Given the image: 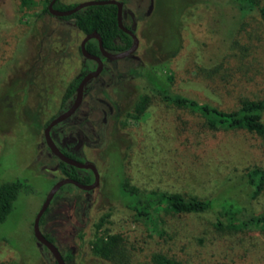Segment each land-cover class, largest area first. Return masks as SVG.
<instances>
[{
	"label": "rangeland",
	"instance_id": "374dc122",
	"mask_svg": "<svg viewBox=\"0 0 264 264\" xmlns=\"http://www.w3.org/2000/svg\"><path fill=\"white\" fill-rule=\"evenodd\" d=\"M86 1L96 0H59L67 6ZM116 1L124 3L126 24L136 26L138 49L130 58L105 61L80 108L53 132L60 148L62 141L82 148L84 157L77 150L65 152L98 167L100 185L92 191L63 186L40 230L64 257L72 254L67 264H106L91 252L95 238L106 233L120 234L132 244V264H147L155 255L178 262L183 260V250L203 252L211 263L219 261L231 238L217 231L211 212L177 214L159 207L153 210L151 223L122 207L119 181L124 179L140 191L217 196L231 175L242 176L250 167L264 172L259 142L244 133H231L199 163L189 166L174 156L177 136L160 119L161 103L152 104L140 121L123 118L118 123L115 118L143 92L146 83L131 76L140 68L170 92L224 104L225 98L217 97L211 81L224 74L252 77L254 71L244 61L249 52L224 34L225 17L214 16L219 7L224 9L217 0ZM46 7V0L25 4L0 0V183L19 180L26 186L0 224V264H56L33 234L46 195L64 178L58 159L45 145L44 129L62 109L65 91L80 73V43L85 34L71 25L73 19L63 22L44 13ZM256 33L264 37V29ZM178 38L179 52L169 59L167 54L176 48ZM118 124L125 126L124 133L118 131ZM129 144L132 147L124 151ZM232 196L264 214V188L254 200L239 190ZM248 230L252 264L264 262V230Z\"/></svg>",
	"mask_w": 264,
	"mask_h": 264
},
{
	"label": "trees",
	"instance_id": "16d2710c",
	"mask_svg": "<svg viewBox=\"0 0 264 264\" xmlns=\"http://www.w3.org/2000/svg\"><path fill=\"white\" fill-rule=\"evenodd\" d=\"M50 0H46V4ZM23 4L26 0H22ZM216 11L225 17L224 34L234 41L245 52H249L244 61L253 71L252 77L239 79L234 75H219L211 82L216 84L215 93L225 103L200 102L187 98L181 94L170 92L165 86L145 72L143 68L131 73L132 77L140 78L146 86L133 100V104L124 114L116 116V121L130 119L140 121L154 103H161L164 108L160 110V119L163 123L172 126L176 133V143L172 145L175 158L179 162L187 161L189 166H195L210 151L217 148L224 138L231 133H244L259 142L264 151V37L256 33L264 29V3L261 0H217ZM74 6L63 5L56 1L54 8L58 10L71 9ZM184 9H182V12ZM44 13L49 14L47 7ZM125 7L123 8L124 25L136 35L134 23H125ZM215 13V14H217ZM63 22L69 19L73 27L84 34L96 31L102 39L103 48L110 53H117L128 49L132 38L119 29L117 25V8L114 5L89 6L81 9L69 17L60 18ZM220 19V18H219ZM221 20V19H220ZM179 23L180 27L182 24ZM223 22V21H221ZM230 22V23H229ZM260 25L255 29V25ZM255 30V32H254ZM254 34V36H253ZM179 38L175 49L169 50L167 57L172 59L179 52ZM87 52L100 55L97 41L92 39L85 45ZM83 57V56H82ZM131 57V56H130ZM96 64L83 58L80 73L68 85L63 96V109L71 103L76 87L82 77L92 71ZM217 71V69H216ZM218 72V71H217ZM171 79V78H170ZM90 84V83H88ZM87 84V85H88ZM118 131L124 133L125 126L117 125ZM53 131V130H52ZM68 144V143H67ZM72 145H69L71 148ZM132 146L126 145L124 151ZM69 148L60 149L65 155ZM78 153L84 157L81 149ZM123 163V162H122ZM57 168L67 178L75 179L83 184H90L94 176L90 170L77 169L58 160ZM123 174V172H122ZM228 186L217 196L201 197L181 193H167L156 191H140L131 187L124 179L119 181V191L123 200L121 205L137 216L144 217L153 222V210L159 207L177 214H201L211 212L215 218L217 231L229 236L223 259L211 263L206 254L200 251L189 252L183 250V260L178 262L169 260L164 256L155 255L147 264H252V254L246 239L249 228L260 227L264 230V214L256 213L250 207L244 206L232 194L239 190L244 191L249 200L261 193L264 188V172L257 167L245 170L242 176L231 175ZM26 188L19 180L0 183V224L3 223L13 209V203L20 191ZM47 213H44V215ZM44 215L40 220L43 222ZM97 227V226H96ZM49 241H53L45 235ZM222 241V239H221ZM241 250L240 252L235 250ZM134 248L122 235L108 233L97 236L92 243V254L106 264H132L135 261ZM231 254L232 258L228 257ZM72 257L69 253L63 257L67 263ZM259 264H264L263 261ZM250 262V263H249Z\"/></svg>",
	"mask_w": 264,
	"mask_h": 264
},
{
	"label": "water",
	"instance_id": "95a60500",
	"mask_svg": "<svg viewBox=\"0 0 264 264\" xmlns=\"http://www.w3.org/2000/svg\"><path fill=\"white\" fill-rule=\"evenodd\" d=\"M56 1L57 0H50L47 5V10L50 15L57 17V18L69 17L75 14L76 12L80 11L81 9L89 7V6L114 5L117 8V25L119 29H121L124 33L128 34L132 38V44L128 49H126L125 51L117 52V53H110V52H107L103 48L101 36L96 31L89 33V34H85L83 40L80 43V52L84 59L95 62L96 67L93 71L87 73L80 80L78 86L76 87L75 98H74L72 105L66 111H64L63 113H61L60 115L52 119L50 123L44 129V141L53 156H55L59 161L67 165H70L72 167H75L77 169L90 170L94 176V180L90 184H83L75 179H71L67 177L58 180L52 186V188L46 195L44 203L42 204L33 222V234H34V238L36 239V241L40 243L41 245H43L49 251V253L51 254L56 264H66L63 256L61 255L60 251L55 246V244L50 242L41 232L40 220L42 216L44 215V213L46 212V210L48 209L53 197L59 191V189H61L65 185L70 184L82 191L94 190L99 186L100 175H99V172L96 166L93 163H89V162L83 163V162H80L62 153L51 137V129L57 124L71 117L75 113V111L79 108L83 100L85 86L91 80L96 79L102 72L103 61L101 58L108 60V61H117V60L127 58L136 52L139 46V40L137 36L135 35V33L131 31L130 29H128L127 27H125L123 23V3L122 2H119L116 0L86 1V2H82V3L75 5L71 9L58 10L54 8V4L56 3ZM92 39L97 41L100 56L90 54L89 52H87L85 48L86 43Z\"/></svg>",
	"mask_w": 264,
	"mask_h": 264
},
{
	"label": "flooded vegetation",
	"instance_id": "af4514ba",
	"mask_svg": "<svg viewBox=\"0 0 264 264\" xmlns=\"http://www.w3.org/2000/svg\"><path fill=\"white\" fill-rule=\"evenodd\" d=\"M122 3H123V2H122ZM47 5H48V4H47ZM123 8H124V3H123ZM124 20H125V19H124ZM123 23H124V21H123ZM125 23H126V22H125ZM125 27H126V26H125ZM124 51H125V50H124ZM97 56H100V55H97ZM131 56H132V55H131ZM127 58H128V57H127ZM129 58H130V56H129ZM101 59H102V61H103V69H104L105 61H107V60H105V59H103V58H101ZM124 59H125V58H124ZM92 62H93V61H92ZM93 63H95V62H93ZM95 64H96V63H95ZM94 69H95V68H94ZM94 69H93V70H94ZM103 69H102V71H103ZM93 70H92V71H93ZM90 72H91V71H90ZM88 73H89V72H88ZM101 73H102V72H101ZM100 75H101V74H100ZM100 75H99V76H100ZM84 76H85V75H84ZM84 76H83V77H84ZM99 76H98V77H99ZM83 77H82V78H83ZM98 77H97V78H98ZM97 78H96V79H97ZM94 80H95V79L91 80L89 83L91 84ZM78 84H79V83H78ZM90 84L86 85L85 88H84L83 99H84L85 95L87 94V90H88ZM77 86H78V85H77ZM75 92H76V90H75ZM74 98H75V94H74V96H73V99H72L71 103L68 105V107H67L66 109L62 110L63 107H64V106H63L62 109L59 111V113H58L56 116H54L52 119H54L55 117H57L58 115H60V114L63 113L64 111H66V110L72 105V103H73V101H74ZM62 102H63V101H62ZM82 102H83V100H82ZM82 102H81V104H82ZM80 106H81V105H80ZM80 106H79V108H80ZM79 108H78V109H79ZM78 109H77V110H78ZM77 110L75 111V113L77 112ZM75 113H74V114H75ZM74 114H73V115H74ZM73 115H72V116H73ZM72 116H71V117H72ZM71 117H69V118L66 119L65 121H63V122L57 124L56 126H54V127L51 129V137H52L53 141L55 142V144L57 145V147L59 148V150H60V149H63V148H69V145H72V144H71V143H68V144H67V143H65L64 141L59 142V141L57 140V141L62 145V147H63V148H60V146H59V145L56 143V141H55V138H54V136H53V132H54V130H55V128H56L57 126L63 124L64 122H67ZM52 119H51V120H52ZM51 120H50V121H51ZM49 123H50V122H48L47 125H48ZM47 125H46V126H47ZM46 126H45V127H46ZM52 130H53V131H52ZM59 136H61V138H62L63 134H62V133H59ZM44 142H45V141H44ZM45 145H46V144H45ZM47 148H48V147H47ZM69 149H72V150H78V149H81V148H76V149H75L74 146L72 145L71 148H69ZM60 151H61V150H60ZM61 152H62V151H61ZM62 153H63V152H62ZM54 157H55V156H54ZM73 159H74V158H73ZM88 162H89V161H88ZM89 163H91V162H89ZM97 170H98V172H99V168H98V167H97ZM99 175H100V173H99ZM99 185H100V181H99ZM98 187H99V186H98ZM91 191H92V190H91ZM43 235L45 236L46 234H43ZM47 236H48V235H47ZM49 238H51V237H49ZM51 239H52V238H51ZM52 240H53V239H52ZM50 242H51V241H50ZM52 243L55 244L54 241H52ZM55 246H56V245H55ZM56 247H57V246H56ZM58 250H59V249H58ZM60 253H61V252H60ZM61 255H62V254H61ZM62 256H63V255H62ZM63 257H64V256H63ZM54 262H55V261H54ZM55 263H56V262H55ZM66 264H67V263H66Z\"/></svg>",
	"mask_w": 264,
	"mask_h": 264
}]
</instances>
